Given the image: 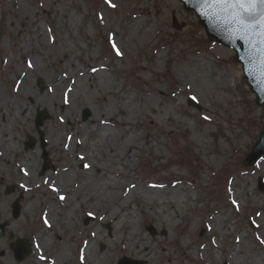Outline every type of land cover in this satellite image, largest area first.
I'll list each match as a JSON object with an SVG mask.
<instances>
[{
	"label": "rangeland",
	"instance_id": "1",
	"mask_svg": "<svg viewBox=\"0 0 264 264\" xmlns=\"http://www.w3.org/2000/svg\"><path fill=\"white\" fill-rule=\"evenodd\" d=\"M17 1L0 0L2 94L12 92L20 75L28 69L27 60L31 58L32 51L27 37L29 34L33 36L38 26L46 35L51 60L45 71L32 77L34 91L51 94L49 85L53 77L64 79L60 76L63 73L60 57L68 52L74 67H81L84 60L91 64H108L111 69L106 71L116 80L115 88L129 90L137 100L139 93L154 92L155 102L148 104L131 124L141 137V146L136 147L132 162L124 164L125 171L130 174L127 186L148 182L174 183V188L188 190L189 201L181 208L178 202L163 205L167 211L162 215L161 207L151 202H148L146 211L140 210L139 200L143 197L138 192L129 199L128 208L136 211L138 217L139 235L148 238L151 250L156 253L153 264H234L226 252L231 246L238 248L241 233L252 243V253H264V191H260L257 184L260 177L264 179V156L258 165H243L259 130L264 128V113L255 102V94L243 81L242 66L234 59L235 52L210 41L196 15L186 11L178 0H112L115 8L110 7L106 0H26L27 15L22 17L15 15L18 12ZM174 15L179 23L184 24L182 29L174 27ZM132 23L142 28L149 27L152 39L144 41L140 35H135V27L129 29ZM67 24L72 29L76 45L72 46V51L57 54L58 35L67 36ZM110 41L116 43L122 56L116 54ZM192 55L204 57L217 72L229 75V84L217 85L210 93L213 95L187 89L176 70ZM66 69L70 70V66L67 65ZM40 78L44 82L43 90L38 86ZM112 95L113 92L108 91L103 96L109 99ZM189 96L197 98L200 108L188 104ZM101 100L104 98L95 95L90 103L78 104L77 118L82 122L89 120L96 105L98 109L102 108L99 105ZM28 102L34 104V99L30 98ZM39 111H45L50 117L40 127L45 149L41 148L40 132L36 127ZM206 116L210 119H204ZM10 121L18 135L13 143L20 152L13 154L12 160L0 167V222L9 221L7 235L0 239V264H38V255L34 251L37 241L41 242L38 234L51 232L42 220L48 201L52 199L47 194L49 192H44L48 175L54 177V174L66 170L72 172L70 181L78 182L86 170H90L88 163L91 162L78 159L77 154L67 155L66 150L46 141V133L61 123L57 110L52 113L48 104L36 107L25 123L18 125ZM135 122L142 127L137 129ZM67 124L70 123L64 126ZM148 133L150 144L143 138ZM28 135L35 137L37 144L25 150L24 141ZM82 139L92 145L94 134L88 133ZM70 141L66 142L67 145ZM235 141L240 149L231 147ZM224 147L228 148V158L219 167L223 155L219 151ZM38 148L42 149L41 154H37ZM44 150L48 152L52 168L47 171L49 174L41 175ZM27 152L30 153L29 158L37 161L38 186L32 190L36 195L33 205L27 199V194L32 191L26 188L23 166L19 165V160ZM14 182L21 187H14ZM51 182L57 183L54 178ZM236 191L237 196H231ZM17 198H21L23 208L20 216L13 219L12 204ZM233 201L239 205L238 208ZM74 207L73 237L66 231L59 235V239L53 232L52 246L47 252L58 254L60 245H68L70 257L64 264H80V249L90 245L92 239H97L99 229H103L106 238L97 239L93 245L100 256L107 253L102 256L104 261L113 258L112 264H117L119 259L127 256L142 260L139 264H147L135 250L121 251L118 245L114 249L108 241L115 231L111 221L93 213L86 205L75 203ZM167 212L176 214L172 222L166 220ZM86 219L89 224H84ZM149 225L155 229L154 235L148 230ZM10 233L13 240L19 236L26 237L33 246L32 253L21 263L9 249ZM250 251L244 247L239 254L251 255Z\"/></svg>",
	"mask_w": 264,
	"mask_h": 264
},
{
	"label": "bare ground",
	"instance_id": "2",
	"mask_svg": "<svg viewBox=\"0 0 264 264\" xmlns=\"http://www.w3.org/2000/svg\"><path fill=\"white\" fill-rule=\"evenodd\" d=\"M26 3V0H18L15 3L18 8V12L16 11L15 15H20L21 17L27 15L28 4ZM67 25V36L60 33L58 35L55 47L57 54L60 51H72V46L76 45L72 29L69 24ZM39 27L35 28L33 36L29 34L27 37L28 46L31 47L32 51L28 63L31 62L33 66H28L26 72L20 75L18 85L12 92L9 91L2 94L0 90V167L10 162L13 154L20 152V149L15 147L13 143L18 135L10 120L18 125L25 123L36 107L46 104L49 105L52 113H55V109L57 110L61 122L46 133V141L58 146L61 150H66L67 155L77 154L78 159L82 161L89 160L92 165L88 163L90 166L88 169L90 170H86L85 176L78 182L70 181L72 177V172L70 171L63 170L62 173L54 174V177L47 172L49 178L45 182L44 192H49L47 194L52 199L48 201L49 204L42 217L45 227L47 226L51 232L47 234L40 232L38 234L41 242L37 241V248L34 249L38 255V264H64L67 258L70 257V247L68 245H60V253L58 254H51L47 250H50L52 246L51 235L53 232L59 239V235H63L66 231H69L68 235L73 237L72 229L75 227V223L72 213L74 212L75 203L88 206L93 213H97L106 221L113 223L115 227L114 235L108 241L113 245L114 249L118 245L121 251L135 250L142 259H146L147 264H153L156 253L151 250L148 238L139 235L136 225L138 217L135 213L136 211L128 208V205H130L129 199L138 192L143 197L139 200L140 210L146 211L148 202H151L161 207L159 210L162 215L167 211L163 205L166 204L167 206L170 203L173 205L174 202H178L181 208L187 205L189 201V198H187L188 190L184 191L183 187L174 188L176 186L173 185L174 183L148 182L127 186L130 174L125 171L126 167L124 164L129 165L132 162L136 147L141 146V137L136 129H132L131 124L139 114L144 112L148 104L152 105L155 102L154 92L139 93L137 100L129 90L120 87L118 89L115 88L116 80H113L106 71L111 69L108 64H91L84 60L81 61V67H74L68 52H65L60 57V63L63 64L61 65L63 73L60 76L64 79L53 77L51 80L53 82H50L49 85L51 94L34 91L32 77L36 73L42 72V70L45 71L51 60L48 53L46 35H44L43 29ZM134 27V34L140 35L144 41L152 39V36H150L152 30L149 27L142 28L132 23L129 29L132 30ZM217 50L219 51V48ZM67 65L70 66V70L66 69ZM137 65L139 66V64ZM93 69H96V71H93ZM176 71L179 76L181 75L182 84L187 89L190 91L198 89L204 95H213L210 93L214 92L217 85L227 86L229 84V75L217 72L212 64H209L204 57L199 55L190 56ZM108 91L113 92L112 97L109 99L103 96ZM95 95L104 98V101L101 100L99 102L100 108H102L98 109L96 105L90 119L82 122L81 119L77 118L79 114L77 105L90 103ZM30 98L34 99V104L28 102ZM66 100L67 102H65ZM224 100L226 101L227 98L225 97ZM102 102H104L103 106ZM65 123L70 124L64 126ZM136 125L137 129L142 127L138 122ZM88 133L94 134L92 145L82 139ZM61 137H63L62 142H60ZM143 138L145 143L150 144L149 133L145 134ZM67 141H70L69 145H67ZM231 147L233 150L240 149L236 141L233 142ZM227 151V147L219 151L221 155L223 154L220 163H218L219 167L226 162L228 158ZM36 152L41 154L42 149L38 148ZM29 154L27 152L26 156L19 160V165L23 166L24 184L26 188H30L32 191L38 186L35 173L37 161L29 158ZM25 164L29 168L25 167ZM120 165H122L121 169L119 168ZM52 178L57 183H52ZM153 185L157 187H152ZM54 189H58V191H54ZM27 195V199L33 205L36 195L33 191ZM60 196H64L65 199L60 200ZM235 196H237V191ZM53 202H57V204ZM173 216H176V214L173 213L172 215L167 212L165 215L166 220L171 222ZM45 220L48 221V224L45 223ZM219 220L220 218H217V221ZM49 225L51 226L49 227ZM120 233L121 235H119ZM97 234V239L106 238L103 229H99ZM238 238L241 244L237 249H233V246L229 247L226 252L227 258L234 264H264V253H252L250 251L252 250V243L245 240V234L241 233ZM97 239H92L90 245L82 246L79 251L80 264L83 262L84 264L113 263V258H108L105 261V258H102L107 253L100 256L95 251L93 244H95ZM244 247L252 254L240 255L239 252H242ZM237 250L239 251L237 252ZM81 256H83V260ZM167 256L168 260L171 261L169 254ZM41 257H44V259H41Z\"/></svg>",
	"mask_w": 264,
	"mask_h": 264
},
{
	"label": "water",
	"instance_id": "3",
	"mask_svg": "<svg viewBox=\"0 0 264 264\" xmlns=\"http://www.w3.org/2000/svg\"><path fill=\"white\" fill-rule=\"evenodd\" d=\"M187 9L194 10L197 13V17L200 23L207 29V33L211 39L218 40L227 44L228 47H233L237 51V59L240 62L245 63L246 74L244 79L248 82L254 92L257 93V101L259 104L264 103V51L261 53L257 48L261 46L264 49V45L259 43V38L255 41L249 39L253 33L249 32L245 35L240 30L239 25L235 24L231 20V16L228 12L222 9H210L205 7L202 0H181ZM175 25H177L175 23ZM228 31L227 36L222 37L223 31ZM239 41L243 42V46H240ZM243 63V64H244ZM264 130L261 132L259 141L255 144L253 151L249 156L248 164H254L257 162L264 153ZM264 189V186L262 185ZM15 203L14 215L18 216L20 213V206ZM3 225H0V235L3 234ZM21 259L29 251L28 245L17 247Z\"/></svg>",
	"mask_w": 264,
	"mask_h": 264
},
{
	"label": "snow or ice",
	"instance_id": "4",
	"mask_svg": "<svg viewBox=\"0 0 264 264\" xmlns=\"http://www.w3.org/2000/svg\"><path fill=\"white\" fill-rule=\"evenodd\" d=\"M110 7L115 8L116 5L112 3V0H106ZM202 3L205 7L210 9H222L228 12L231 16L233 23L239 25L240 30L246 34L249 32L255 33L259 38V43L264 45V0H202ZM103 19V17H101ZM109 39H113L110 37ZM112 47L116 50V54L122 56L123 53L117 47L116 43L113 42ZM264 51V49H262ZM29 67H32V63L29 62ZM96 71V69H93ZM191 99L196 100L197 98L193 96ZM67 102V100L65 101ZM204 119H210V117H204ZM27 175V173H25ZM152 187H157L153 185ZM58 191V189H54ZM60 200H64V196L59 197ZM233 204H236V201H233ZM237 208L239 207L236 204ZM92 215V213H89ZM102 219V217H101ZM45 223L48 224V221L45 220ZM51 225H49L50 227ZM44 259V257H41ZM83 260V256H81Z\"/></svg>",
	"mask_w": 264,
	"mask_h": 264
}]
</instances>
